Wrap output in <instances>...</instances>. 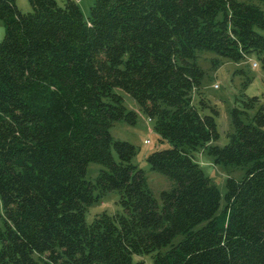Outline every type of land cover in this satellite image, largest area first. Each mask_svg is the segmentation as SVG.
Returning a JSON list of instances; mask_svg holds the SVG:
<instances>
[{
	"label": "trees",
	"instance_id": "obj_1",
	"mask_svg": "<svg viewBox=\"0 0 264 264\" xmlns=\"http://www.w3.org/2000/svg\"><path fill=\"white\" fill-rule=\"evenodd\" d=\"M28 2L0 0V264H264V108L244 122L233 107L218 145L216 116L193 104L205 49L255 53L264 71V0H93L89 19L75 0ZM115 88L171 144L147 156L172 183L161 204L137 147L109 131L137 121ZM197 147L247 167L224 199ZM91 161L102 168L87 180ZM112 190L123 211L87 223Z\"/></svg>",
	"mask_w": 264,
	"mask_h": 264
},
{
	"label": "rangeland",
	"instance_id": "obj_2",
	"mask_svg": "<svg viewBox=\"0 0 264 264\" xmlns=\"http://www.w3.org/2000/svg\"><path fill=\"white\" fill-rule=\"evenodd\" d=\"M75 1L80 6L82 16L89 19L93 0ZM15 3L22 12L31 11L33 8L28 0H15ZM3 23L0 20V40L5 35ZM255 29L264 35V30L257 26ZM196 61L203 71L199 90L207 104L202 103L201 96L196 92L193 94V104L204 107L203 111L205 113L209 112L216 116L215 121L219 137L212 142L225 145L228 141L227 133L234 131L231 123L233 107L241 110L240 115L244 122L250 121L261 106L264 108V71L261 68V62L255 53L246 54L244 59L234 62L232 59L229 60L219 53L207 49L199 53ZM115 90L123 95L124 105L135 112L137 121L131 124V122L117 120L109 128V131L113 139L131 142L137 147L132 158L133 164L146 171L149 189L158 200V204H161L160 192L170 189L172 183L160 171L150 169L147 156L156 149L168 148L171 144L160 139L159 132L153 127L154 122L141 111L131 93H126L117 88ZM213 108L217 111V114L213 112ZM192 156L200 168L203 169L204 174L216 185L223 199L226 191V179L228 177L241 179L247 171V167L244 166L215 163L214 156L208 154L203 147H197L192 152ZM101 168L102 166L99 163L91 161L87 165L85 179H95ZM119 198L120 193L117 190L106 191L97 201L87 206L85 221L89 223L94 216L103 212H109V214L122 212ZM135 258L142 259L146 264H154L152 255L149 253L141 256L135 255Z\"/></svg>",
	"mask_w": 264,
	"mask_h": 264
},
{
	"label": "built area",
	"instance_id": "obj_3",
	"mask_svg": "<svg viewBox=\"0 0 264 264\" xmlns=\"http://www.w3.org/2000/svg\"><path fill=\"white\" fill-rule=\"evenodd\" d=\"M255 66H257V65L255 64Z\"/></svg>",
	"mask_w": 264,
	"mask_h": 264
}]
</instances>
